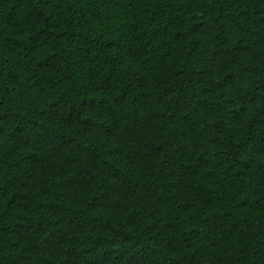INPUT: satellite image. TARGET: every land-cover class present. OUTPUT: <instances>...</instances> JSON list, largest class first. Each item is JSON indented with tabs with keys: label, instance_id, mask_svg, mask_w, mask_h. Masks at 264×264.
<instances>
[{
	"label": "trees",
	"instance_id": "obj_1",
	"mask_svg": "<svg viewBox=\"0 0 264 264\" xmlns=\"http://www.w3.org/2000/svg\"><path fill=\"white\" fill-rule=\"evenodd\" d=\"M0 264H264V0H0Z\"/></svg>",
	"mask_w": 264,
	"mask_h": 264
}]
</instances>
